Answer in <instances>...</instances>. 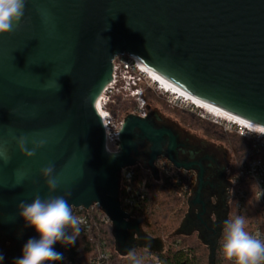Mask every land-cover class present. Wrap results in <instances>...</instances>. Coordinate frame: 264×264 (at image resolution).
<instances>
[{"label":"water","instance_id":"1","mask_svg":"<svg viewBox=\"0 0 264 264\" xmlns=\"http://www.w3.org/2000/svg\"><path fill=\"white\" fill-rule=\"evenodd\" d=\"M128 53L264 127V0H28L19 26L0 34V142L9 147L0 148L2 234L25 221L21 201L66 192L72 210L98 205L118 238L139 229L118 200V175L135 167L139 134L152 145L151 164L165 143L178 170L199 168L196 203L205 213L204 165L173 159L170 129L130 117L121 153L105 152L96 99L112 82L114 59ZM21 135L29 149L33 140L47 143L28 158ZM49 163L60 181L55 192L40 174Z\"/></svg>","mask_w":264,"mask_h":264},{"label":"trees","instance_id":"2","mask_svg":"<svg viewBox=\"0 0 264 264\" xmlns=\"http://www.w3.org/2000/svg\"><path fill=\"white\" fill-rule=\"evenodd\" d=\"M138 87L141 89L140 85ZM130 108L128 101H123L120 97H115L114 103L108 106L116 119L126 115ZM198 126L211 140L229 145L236 155L238 168L232 177L235 201L230 216H243L249 233L257 228L264 229V209L256 197L255 184L243 177L249 159L250 142L234 134H225L221 128L209 123L200 122ZM131 170L132 179L125 182L120 190L122 208L131 219L140 222L146 235L155 240H163L164 245L161 251L143 247L133 249L140 264H211L210 246L200 242L195 235L174 234L188 211L189 196L193 188L191 172L187 174L168 164L161 167V181L156 182L142 166L136 165ZM127 189L137 198L138 204L133 208L123 202L130 195ZM73 214L85 217L86 224H81V235L74 246L61 244L66 259L63 264H93L102 253L108 254L104 264H134L127 255L123 256L116 250L114 226L99 206L93 205L89 210L73 209ZM71 234L72 229L67 228L66 235ZM224 240L223 233L215 246L216 264H226L220 258V247Z\"/></svg>","mask_w":264,"mask_h":264},{"label":"rangeland","instance_id":"3","mask_svg":"<svg viewBox=\"0 0 264 264\" xmlns=\"http://www.w3.org/2000/svg\"><path fill=\"white\" fill-rule=\"evenodd\" d=\"M128 59L129 56L126 54L117 58L116 65L118 67V73L121 68H123V63L127 62ZM153 80L158 85L160 84L155 79ZM139 85L142 89L140 91L143 93L141 97H131L126 95V91H119L118 89L111 90L113 92L112 103H114L115 97H120L123 101H128L129 106L131 107L126 115L116 120L118 123H122L130 117H137L140 119L149 117L158 128L163 127L174 131L181 142L188 140L189 144L187 146L192 152L201 150L199 157H204L207 160L204 162L206 168L203 179L204 185L199 198L205 203V213L201 215L203 207L201 204L196 203L197 193L200 186V172L197 168H193L191 169L193 188L189 196L188 211L181 222L180 228L175 231L174 234L177 236L195 235L200 242L211 247L213 244L217 243L223 235V221L231 217L230 214L235 201L233 196L232 177L236 173L238 163L236 155L229 145L208 138L198 124L200 122L209 123L221 128L225 134L240 136L235 133L234 130L215 123L211 117L215 114L214 116L229 120L223 118V115L216 113L210 115L209 112L199 108L196 109L190 105L170 104L169 96L161 92L158 89V86L149 80H143ZM160 88L165 91V87L162 84H160ZM168 92L173 93L172 91ZM175 96L182 99L178 95ZM182 100L187 103L190 102L186 99ZM143 115H146V117L143 118ZM149 152L151 154V150H149ZM209 163H212L211 168L207 167ZM145 169L156 182L161 181V168L149 167ZM184 172L188 174V171ZM122 173L123 170L118 175L119 192ZM229 189L232 190L230 194L227 191ZM129 221L133 226L138 224L139 229L124 231L120 238L116 236L117 243L115 248L119 253L126 256L129 250H133L137 247L158 251L163 250V240H155L146 235L141 229L138 220L130 218ZM34 231L36 230L33 228L31 232V235L33 236ZM33 236H31V238ZM148 242H150V246H148ZM12 246H16V248L14 249ZM23 246V244H15V242L9 240L7 236H0V254H3L4 256V260L0 262V264H14V261L22 256ZM53 247H58L56 251L62 253L61 243L58 242ZM58 262L59 261L46 262V264H58Z\"/></svg>","mask_w":264,"mask_h":264},{"label":"clouds","instance_id":"4","mask_svg":"<svg viewBox=\"0 0 264 264\" xmlns=\"http://www.w3.org/2000/svg\"><path fill=\"white\" fill-rule=\"evenodd\" d=\"M27 2L28 0H0V34L10 33L14 31V26H19ZM122 130L123 127L116 132L117 135ZM110 135L111 131L107 133L108 138ZM16 140L20 152L28 158L33 157L36 151L47 143L46 139L33 140V147L29 149L26 135H21ZM106 150L115 154L109 145H106ZM55 173L56 166L52 163L40 170L49 192H55L60 186L59 177ZM24 178L21 176L16 184H20ZM227 191L230 194L232 190ZM70 195L71 192H66L64 195L41 198L37 194L30 203L21 201L18 204L19 215L28 226L36 230L40 238L28 239L23 246L22 256L17 258L14 264H46L64 259L63 254L57 252L53 246L58 242L64 246H74L81 235L83 223L81 218L73 214L72 206L65 198ZM67 228L72 229L71 235H66ZM223 233L225 240L222 250L226 259L235 258V264H264V241L246 231V219L243 216L237 215L223 221ZM127 256L134 264H140L134 250H129ZM3 260V254H0V262Z\"/></svg>","mask_w":264,"mask_h":264},{"label":"built area","instance_id":"5","mask_svg":"<svg viewBox=\"0 0 264 264\" xmlns=\"http://www.w3.org/2000/svg\"><path fill=\"white\" fill-rule=\"evenodd\" d=\"M117 56L113 61V76H112V82L110 83L109 87L107 86L105 91L100 95L97 103H96V111L100 118L104 134H105V150L106 145H109V147L112 149V151L115 152V154L110 153L112 156H118L121 153V132L117 135L116 132H118L124 125V122L118 123L116 118L110 113L108 110V106L110 104H113L112 102V94L113 92L111 90L118 89L119 91H126V95H129L131 97H141L143 93L140 91L139 83H141L143 80H149L153 84H156L158 86V89L163 92L164 94L169 96L170 104H179V105H190L194 108H198L195 105L189 104L185 102L182 99H179L177 96H175L173 93L168 91H163L160 88V84L158 85L144 70H142L139 62L136 59H132L129 56V59L127 62L123 63V68H121L120 72L118 73V67L116 65V60L120 56ZM147 78V79H146ZM121 91V92H122ZM172 99V102H171ZM139 112V111H138ZM211 115V114H210ZM146 115H143V118H145ZM212 119L215 121V123L220 124L222 126H226L231 130H234L235 133H237L240 137L246 139L248 142H250V150L248 153V163L246 166V169L243 173V177L255 184L256 187V197L258 199V202L264 209V131L263 130H253L251 129L247 124H242L236 121H229L224 120L222 118H219L217 116L212 115ZM111 131L110 138H108L107 133ZM118 147V151H116ZM109 152V151H107ZM108 154V153H107ZM109 155V154H108ZM109 155V156H110ZM133 168V167H132ZM132 168H126L123 170L122 176L120 178V190L122 186L124 187V183L127 181H130L133 177ZM127 188V187H125ZM129 192V196L126 197L123 202L126 206H129L131 208L137 206V198L133 192H131L130 189H127ZM119 202L121 203L120 199V192H119ZM98 206V205H97ZM238 207L240 205L238 204ZM83 221L82 224H86V218L85 217H79ZM251 235L261 239L264 241V229L257 228L250 232ZM223 244L224 241L221 244L220 249V258L222 261H224L226 264H235V258L233 260H228L223 255ZM216 243L211 246V264H216L214 254H215V247ZM108 259V254L102 253L98 260L94 261L93 264H104ZM66 262V259L64 258L62 261V264ZM159 264V263H157Z\"/></svg>","mask_w":264,"mask_h":264},{"label":"flooded vegetation","instance_id":"6","mask_svg":"<svg viewBox=\"0 0 264 264\" xmlns=\"http://www.w3.org/2000/svg\"><path fill=\"white\" fill-rule=\"evenodd\" d=\"M145 119L147 121H149L155 128L159 129L158 126H156L154 124V122L149 117H147ZM171 132H173V134L175 135L176 142H177L176 150H175V152L172 153L173 159L177 163H181V164H187V163L192 162V161H198V162L203 163V165H204V162L207 160L204 157L203 158L199 157L200 156L199 154H201V150H199V151L196 150L195 152H192L187 146L189 144L188 140H185V142H181L179 140L177 134H175L174 131H172V130H171ZM165 139L168 140L166 137H165ZM137 145H138V153L135 156L136 165L142 166L143 168H149V167L150 168H152V167L161 168V167H164V166L170 164L171 168L177 170V167L175 166L174 162L170 161L168 156H167V145L165 143H163V146H162L163 148H162L161 154L153 161L152 164L150 163L151 159L149 156L150 155L149 150H151L152 145L147 140H145L140 134L137 137ZM0 148L1 149H7V148L9 149V147L6 146L5 144H3V142H0ZM198 158H200V159H198ZM207 167L211 168L212 163H209ZM194 168H197L199 170V168L197 166ZM204 168H205V165H204ZM188 172H191V170H189ZM32 229H33V227L28 226L26 224V221H24L20 227H16L15 230L13 231V233L9 234L7 237L9 238V240L15 242V244L18 243V245L19 244L25 245V243L28 241V239H30L31 236H33V235H31ZM33 234H34V236L32 238H35V239L40 238L39 234L36 231H34ZM2 235H3V237L5 236V234L0 233V236H2ZM13 248L15 249L16 246ZM56 249H58V247H56L55 250ZM62 261L63 260L59 261L58 264H62Z\"/></svg>","mask_w":264,"mask_h":264},{"label":"bare ground","instance_id":"7","mask_svg":"<svg viewBox=\"0 0 264 264\" xmlns=\"http://www.w3.org/2000/svg\"><path fill=\"white\" fill-rule=\"evenodd\" d=\"M128 55L130 56V58L136 59L139 62L142 70L150 74L152 79H155L158 83L162 84L165 87V91H172L174 95H178L180 98L190 101L189 103H192V105H195L199 109L207 111L210 114H214V113L221 114L224 116L223 118L229 119V121L234 120L244 125L247 124L253 130L255 129V130L264 131V127L262 125L254 123L253 121H250L240 116L239 114H237L236 112H233L231 109L227 108L226 106H223L219 103H216L214 101L208 100L200 96L199 94L195 93L193 90L184 86L182 83L178 82L177 80L170 77L166 73L161 72L157 69L151 68V66H149V64L139 55L135 53H128ZM99 97L96 99V103ZM105 152L110 155V152H107V150H105Z\"/></svg>","mask_w":264,"mask_h":264}]
</instances>
